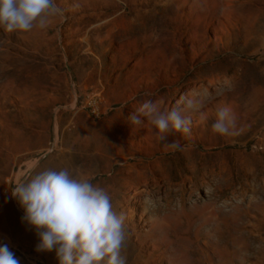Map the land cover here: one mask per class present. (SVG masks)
<instances>
[{
  "label": "rangeland",
  "instance_id": "1",
  "mask_svg": "<svg viewBox=\"0 0 264 264\" xmlns=\"http://www.w3.org/2000/svg\"><path fill=\"white\" fill-rule=\"evenodd\" d=\"M57 4L44 29L0 28V245L59 264L11 190L67 168L126 213L127 264H264V0ZM147 100H191L190 135L131 125ZM223 106L233 135L212 131Z\"/></svg>",
  "mask_w": 264,
  "mask_h": 264
},
{
  "label": "clouds",
  "instance_id": "2",
  "mask_svg": "<svg viewBox=\"0 0 264 264\" xmlns=\"http://www.w3.org/2000/svg\"><path fill=\"white\" fill-rule=\"evenodd\" d=\"M62 14L57 0H0V28L7 32L44 29L53 17ZM184 104V108L162 111L157 103L147 100L127 119L140 126L144 122L141 117L146 118L157 129L160 141L170 131L190 135L191 120L185 111L192 107V101ZM235 121L230 107H220L212 131L233 135ZM164 147L184 150L178 140ZM11 195L24 210L22 221L36 230L40 240L37 251H55L59 264H127L126 213L114 210L108 191L78 170H41L17 183ZM0 264H20L7 244L0 245Z\"/></svg>",
  "mask_w": 264,
  "mask_h": 264
}]
</instances>
